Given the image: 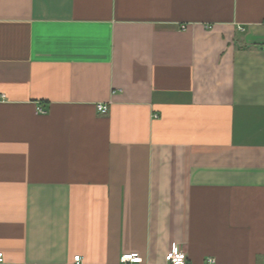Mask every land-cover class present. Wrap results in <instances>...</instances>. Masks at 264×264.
<instances>
[{
	"label": "crops",
	"instance_id": "crops-1",
	"mask_svg": "<svg viewBox=\"0 0 264 264\" xmlns=\"http://www.w3.org/2000/svg\"><path fill=\"white\" fill-rule=\"evenodd\" d=\"M170 252L264 264V0H0L3 264Z\"/></svg>",
	"mask_w": 264,
	"mask_h": 264
},
{
	"label": "built area",
	"instance_id": "built-area-1",
	"mask_svg": "<svg viewBox=\"0 0 264 264\" xmlns=\"http://www.w3.org/2000/svg\"><path fill=\"white\" fill-rule=\"evenodd\" d=\"M241 30V28H239ZM97 112L100 115H105L108 111L107 106L104 104L97 105ZM74 261L76 264H79L80 257H74ZM165 264H188L187 256L184 252H170L164 258ZM4 263L3 255L0 253V264ZM209 264H212V260H208ZM120 264H147L144 263L142 258L136 253H130L122 255L120 258Z\"/></svg>",
	"mask_w": 264,
	"mask_h": 264
}]
</instances>
